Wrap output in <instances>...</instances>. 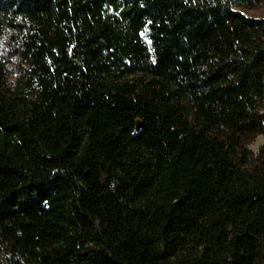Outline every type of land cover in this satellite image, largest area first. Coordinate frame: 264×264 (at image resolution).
Instances as JSON below:
<instances>
[{"label":"trees","instance_id":"16d2710c","mask_svg":"<svg viewBox=\"0 0 264 264\" xmlns=\"http://www.w3.org/2000/svg\"><path fill=\"white\" fill-rule=\"evenodd\" d=\"M261 0H0V264H264Z\"/></svg>","mask_w":264,"mask_h":264},{"label":"rangeland","instance_id":"374dc122","mask_svg":"<svg viewBox=\"0 0 264 264\" xmlns=\"http://www.w3.org/2000/svg\"><path fill=\"white\" fill-rule=\"evenodd\" d=\"M246 14L252 17H264V0L254 5L251 9L246 10ZM264 143L263 135H254L245 140V146L252 153L256 154Z\"/></svg>","mask_w":264,"mask_h":264}]
</instances>
